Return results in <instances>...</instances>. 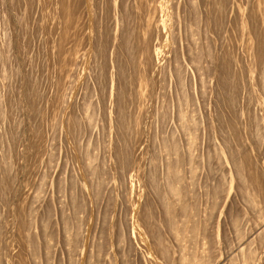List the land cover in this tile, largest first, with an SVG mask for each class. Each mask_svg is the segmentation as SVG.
Masks as SVG:
<instances>
[{"label": "rangeland", "instance_id": "rangeland-1", "mask_svg": "<svg viewBox=\"0 0 264 264\" xmlns=\"http://www.w3.org/2000/svg\"><path fill=\"white\" fill-rule=\"evenodd\" d=\"M0 264H264V0H0Z\"/></svg>", "mask_w": 264, "mask_h": 264}]
</instances>
